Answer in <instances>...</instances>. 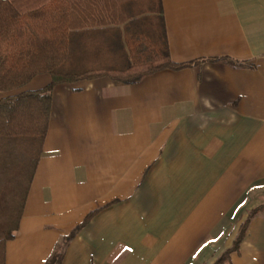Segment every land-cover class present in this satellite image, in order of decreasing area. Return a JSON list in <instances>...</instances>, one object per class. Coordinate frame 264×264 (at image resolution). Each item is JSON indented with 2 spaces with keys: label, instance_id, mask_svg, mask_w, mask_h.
<instances>
[{
  "label": "crops",
  "instance_id": "1",
  "mask_svg": "<svg viewBox=\"0 0 264 264\" xmlns=\"http://www.w3.org/2000/svg\"><path fill=\"white\" fill-rule=\"evenodd\" d=\"M162 7L172 59L200 62L54 89L27 194L0 163L4 264H46L76 229L61 264H214L264 206V0ZM223 264H264V210Z\"/></svg>",
  "mask_w": 264,
  "mask_h": 264
},
{
  "label": "trees",
  "instance_id": "2",
  "mask_svg": "<svg viewBox=\"0 0 264 264\" xmlns=\"http://www.w3.org/2000/svg\"><path fill=\"white\" fill-rule=\"evenodd\" d=\"M199 62L172 59L162 0H0V94L19 90L38 75L51 77L42 89L0 100V163H19L21 177L24 168L27 194L57 86L105 77L133 85L159 71H179ZM263 210L250 212L234 247L214 264H223L238 248L251 220ZM13 230L0 236V264ZM76 230L46 264H61Z\"/></svg>",
  "mask_w": 264,
  "mask_h": 264
},
{
  "label": "rangeland",
  "instance_id": "3",
  "mask_svg": "<svg viewBox=\"0 0 264 264\" xmlns=\"http://www.w3.org/2000/svg\"><path fill=\"white\" fill-rule=\"evenodd\" d=\"M254 210V209H253ZM253 210H251L250 212H252ZM250 214V213H249Z\"/></svg>",
  "mask_w": 264,
  "mask_h": 264
}]
</instances>
